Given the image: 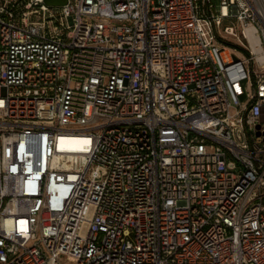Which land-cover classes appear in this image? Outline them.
I'll list each match as a JSON object with an SVG mask.
<instances>
[{"label":"built area","instance_id":"2783aa9c","mask_svg":"<svg viewBox=\"0 0 264 264\" xmlns=\"http://www.w3.org/2000/svg\"><path fill=\"white\" fill-rule=\"evenodd\" d=\"M0 264H264V0H0Z\"/></svg>","mask_w":264,"mask_h":264},{"label":"rangeland","instance_id":"374dc122","mask_svg":"<svg viewBox=\"0 0 264 264\" xmlns=\"http://www.w3.org/2000/svg\"><path fill=\"white\" fill-rule=\"evenodd\" d=\"M223 41L225 42V43H228V44H231V45H229L230 47V49L232 50L233 48H235V50H238V49H236L237 48V46H238V44L239 43H237L232 37H226V38H224L223 39Z\"/></svg>","mask_w":264,"mask_h":264},{"label":"water","instance_id":"95a60500","mask_svg":"<svg viewBox=\"0 0 264 264\" xmlns=\"http://www.w3.org/2000/svg\"><path fill=\"white\" fill-rule=\"evenodd\" d=\"M49 5H63L67 0H44Z\"/></svg>","mask_w":264,"mask_h":264},{"label":"bare ground","instance_id":"6f19581e","mask_svg":"<svg viewBox=\"0 0 264 264\" xmlns=\"http://www.w3.org/2000/svg\"><path fill=\"white\" fill-rule=\"evenodd\" d=\"M247 33L252 42H258L256 35L252 33V29H247Z\"/></svg>","mask_w":264,"mask_h":264}]
</instances>
